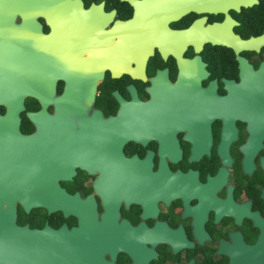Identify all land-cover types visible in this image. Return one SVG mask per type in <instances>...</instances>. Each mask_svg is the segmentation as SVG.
Returning <instances> with one entry per match:
<instances>
[{"label":"flooded vegetation","instance_id":"1","mask_svg":"<svg viewBox=\"0 0 264 264\" xmlns=\"http://www.w3.org/2000/svg\"><path fill=\"white\" fill-rule=\"evenodd\" d=\"M37 5L52 91H93L56 181L94 213L16 204V223L72 228L61 264H264V0ZM92 111L119 119L83 136Z\"/></svg>","mask_w":264,"mask_h":264},{"label":"water","instance_id":"2","mask_svg":"<svg viewBox=\"0 0 264 264\" xmlns=\"http://www.w3.org/2000/svg\"><path fill=\"white\" fill-rule=\"evenodd\" d=\"M37 7V0H0V264H61L72 249V228L18 224L16 204L23 211L37 206L46 212L59 210L63 216L74 214L81 223L94 213L88 201L76 199L56 181L69 176L72 164L84 162L76 154L69 157L67 143L71 117L81 115L93 91L88 86L86 91H73L68 76L63 91H52L56 71L40 60L43 37ZM160 86L156 82L152 87ZM25 97L33 98L38 107L24 109ZM133 103L132 98L125 102ZM49 105L51 111L46 109ZM21 111L33 126L29 132L19 129ZM79 119L86 136L85 130L106 123L111 127L119 117L100 118L92 111Z\"/></svg>","mask_w":264,"mask_h":264},{"label":"trees","instance_id":"3","mask_svg":"<svg viewBox=\"0 0 264 264\" xmlns=\"http://www.w3.org/2000/svg\"><path fill=\"white\" fill-rule=\"evenodd\" d=\"M24 109H35L37 107L36 101L31 97H25L23 99ZM2 111V106L0 105V112ZM20 120H19V129L22 132L29 131L31 125L27 118L24 116L23 111L19 113Z\"/></svg>","mask_w":264,"mask_h":264}]
</instances>
